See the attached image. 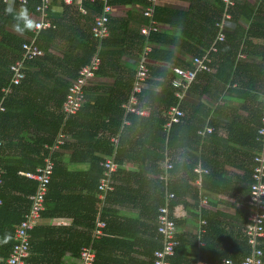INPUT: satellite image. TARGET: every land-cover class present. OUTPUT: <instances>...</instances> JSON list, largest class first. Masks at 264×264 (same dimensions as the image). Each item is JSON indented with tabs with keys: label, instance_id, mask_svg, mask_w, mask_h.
Returning <instances> with one entry per match:
<instances>
[{
	"label": "trees",
	"instance_id": "trees-1",
	"mask_svg": "<svg viewBox=\"0 0 264 264\" xmlns=\"http://www.w3.org/2000/svg\"><path fill=\"white\" fill-rule=\"evenodd\" d=\"M89 1L86 0L84 3L88 9L93 10L95 13H100L102 11L101 0H95L94 3ZM111 1L113 0H109L110 5L112 3ZM212 1L213 2H211L210 7L207 9V16L203 19V22L196 24L192 28L193 31L198 32L201 37L206 39L205 41L199 40L192 32L189 31H184L183 33L181 32V34L179 33L177 35L178 40L172 39V36L169 37V34H167L164 38L163 33L157 32L149 37L152 48L148 52V59L150 60L156 57L172 62L173 58L176 59V55L172 49L166 45L186 43L193 46V44H190V40L198 42L202 45L201 48L193 46L191 51L195 53H192L191 55L203 54L216 34L217 28L215 26V22L220 20L221 13L224 8V3L221 0ZM146 2L147 0H144V6H146ZM246 2L247 0H237L231 8L229 7L231 16L224 20V27L228 25L235 26L234 31L232 33L225 32V40L219 42L217 51L210 54L212 57L211 65L213 69L211 71H198L195 81H193L189 87L196 86L195 82L197 79L204 80V84H198V89L202 93H206L209 87L208 80L214 82L218 79L222 81V83L219 84V90L225 89L226 91L243 97L246 100L249 98L253 101L256 100L255 97L258 91H264V0H258V4L253 7L254 14L252 15V18L248 22L241 24L239 21V13ZM34 5V0H28L27 3H24V6L31 7L33 9ZM193 9L194 8L189 6L187 10L178 11L176 13L185 19L191 14H194ZM202 10L206 12L205 8H202ZM161 12L166 13L169 12V10L160 8L155 4L154 17L156 19H158L159 13ZM109 22L110 15H108V29ZM52 23L53 26L44 28L39 32L37 41L44 36L52 35L61 37L67 41L71 48L77 49L76 53L66 52L64 56L70 57L79 64L89 62L92 54L95 52L96 47L99 44L98 39L92 36L91 30H89V34L87 33L85 38H83V36L67 38L61 36V31L65 30L67 27L63 24L61 25L60 23ZM31 24L33 25V23L29 21L27 26H30ZM29 33L31 34V30ZM1 36L2 40H4L1 47L9 51L4 54L0 53V99H2V95L4 96L0 102L3 105V109L0 110V121L7 116L11 118V95L16 93L18 87H23L29 78L41 77L42 79H51L53 76L54 80L51 86L43 84L40 81L37 85V94L41 100L40 105L38 106L39 113L46 109L45 107L46 104L49 103V100L56 99L54 100L55 110H52L53 113L48 115L50 119H42L40 116H33V118L38 121L37 128L46 133L40 135L38 140L39 148L37 151V164L38 166L41 164L42 155L44 153H50L54 161L51 178L47 184V190L44 195L45 208L40 212L38 220L42 216L45 217L50 212H52V214L62 213L63 210H65L64 212L71 215L73 221H81L78 220L77 217L84 220V225L87 230L82 235H78L79 240L77 241L72 242L70 238H64L58 241L59 244L54 243L51 244L52 246L60 248L63 251H65V249H70L72 255L76 256L78 255L80 247L84 244H88L91 240L96 253L94 264H152L154 250L161 248L162 245L161 237L157 233L156 216L158 207L164 203V196L166 192H173L174 194V197L169 203L172 213L178 204H183L187 207L189 206V202L186 200V197L192 195L190 192L193 190H195L196 194V188L191 183L194 176L192 175L193 172L190 170L191 168H189L187 171L190 173H186V166H193L200 159L202 163H204V168L206 170L202 177L203 187L206 190H211L213 193L216 191H237L242 193L243 187L242 195L245 196L242 201V207L235 206V211L232 213L222 212L220 210L209 211L205 208L202 209V215L207 220L206 230L201 236L203 244H197V238L195 234H191L192 232L188 233L189 236H183V234L177 233L176 236L178 243L174 248V253L168 257L169 262L171 264H195L197 259H200L208 264H218L221 262L222 258H228L235 264H238L246 254L250 253L251 245L248 243L244 232L245 224L248 222L250 210L247 207H244V203L249 197L251 190L250 186L253 181L251 178V170L253 169V165L256 163L253 151L254 147H256L259 143L256 137L257 128L260 124L262 101L260 108L254 107V109L253 106H251L253 109L251 111L252 114L249 117L241 116L233 110L234 112H231V116L220 118L219 122L217 117H208L210 109H205V106L203 107V110L198 111V109L203 106V104H199L196 108H192L191 111L192 114L193 112H197L202 118L193 119L191 118V115L186 114L180 122H173L170 128L166 129L163 126L166 119V116L162 114L163 109L178 101V99L173 95V87L170 85V79L173 75V71L168 67L149 63V73L146 77L145 88H142L140 92L134 90V94L137 99L135 106L142 110L147 108L148 114L146 116L136 112L126 111L122 108V106H120V103L128 101L134 87L136 69H129L122 70L121 72H106L109 76L114 78L113 85L105 89V91H107V95L97 97V102H94V104H82L74 115H71L64 120L63 112L61 111V104L65 96L67 86L64 93L57 90V83L63 85L65 81L62 79L61 81L58 75H51L44 69L45 61H52V55L47 52L45 46L40 45L42 49H45H43V54L28 60V62L26 61L27 66L24 68V77L20 80V82L15 84L10 82L12 73L9 69V65L13 60L21 55V42L23 38L7 32L1 33ZM112 37L113 35L110 31L106 37L100 40V44L109 45L122 40L121 39L119 41L113 39ZM181 37L184 38L180 40ZM245 37L261 38L263 42L254 43L255 46H258L257 48H254V45H250ZM7 42L12 43V46L9 44L7 45ZM142 44H144V37L140 34L137 36V50H140ZM239 51L245 53V56H238ZM107 54H112L110 59H114L119 56L113 51H99L101 61L96 72L104 73L103 63H105V56ZM139 56L140 54L138 55L137 63ZM29 64L37 66L38 70L30 71L28 69ZM77 70L78 68L71 67L67 73H71V75L75 78ZM149 83L150 85L152 84L151 87ZM9 84L10 91L4 93L3 88L9 86ZM66 84L67 80L64 85ZM58 93L59 98L57 99L56 95ZM104 98L112 104V107L105 109L110 113V116L104 120L100 119V124H97L94 132L90 135H85L87 140L94 139L95 142L101 143L103 154H94L93 157L89 156L91 154L93 155L92 146L90 148L89 144H83L80 146L84 148L83 153L89 159L90 167L87 171H84L86 172L84 182L81 184L82 188L87 189L86 193H76V191L71 190L72 187H70V177L68 176L76 177L78 174L73 175L72 172L67 170V168L61 164L59 158L60 153L58 151L59 149L69 145L68 140L72 138L71 135L77 140H80L81 137L84 138L81 132H79V129H75L71 133L69 126L73 122L74 118L79 116L82 110H97L99 106L101 107V105H99V101ZM255 103L258 102L255 101ZM22 105L25 107L23 100ZM27 123H29V119ZM205 124L209 126L213 125V130L214 128L217 130V127L222 124V127H224L227 132V138L224 139L222 137H217L213 130L204 135L199 134L197 132L198 129L203 128ZM84 127L87 126L84 124L79 126V128L82 129ZM101 127L108 129L109 133L98 134L96 130ZM61 131L66 134L68 133V138H65L64 143L60 144L59 147L54 150H50L45 147V144L49 146L53 145L56 136ZM116 132H118V135ZM109 134H115L114 136H117L116 145L109 140ZM213 137L216 140H220V144L225 146V150L211 151L209 149L210 146L207 138L211 142ZM233 137L238 140L245 141L249 145L247 149H242L240 147V154L245 156L246 161L248 160L247 162L250 160L251 167L248 169L247 167L244 168L245 173L241 179H236L235 182L230 183L229 179L225 178L222 174L223 170H220L217 165H222L221 163L219 164L218 157L220 159L229 158V152L227 150L229 144L227 142ZM2 145L3 138H1L0 135V148ZM114 147H116L114 160L119 165L122 163L124 158L146 163L147 165L144 167V172L136 170L127 171L122 166L118 167L116 171L113 172L111 178L113 190L106 193V201L99 207L97 183L103 172V166L100 162L103 161L104 155L108 156L112 153ZM176 147L177 149L188 148V150L184 152L185 154L182 161L177 160L174 162L172 168L170 169V173H177L176 171L181 169L184 173H186V175L184 177L177 176L173 179H168L167 181L158 178L157 176L161 173V168L159 167L158 162L165 159L164 150L166 148L175 149ZM94 148L98 147L95 146ZM207 153L209 154L208 157ZM1 167L3 168V166ZM35 169L33 171H35ZM3 170L4 172L1 173L0 177V199L2 200L0 204V255L4 258L3 260L5 262L2 260L0 264L7 263L5 259L13 245V233L15 226L24 217L25 212H27L30 206L29 196L34 193L37 185L36 180L29 177L32 180H26L28 184L31 183L27 194H25L27 198H21L19 208L11 207V201L15 200L17 196L6 192L7 189H5V187L1 190V186H4L3 182L9 174L8 169L5 170V168H3ZM150 172L152 174L148 176L147 174ZM14 173H16V171H14ZM117 194H131L130 197L133 201H135L136 198H139L141 203L145 202L143 208H146L150 212L149 219L151 224L148 225L145 221H140V216L131 217L128 221L126 220V222H120V225H117L114 220L109 218V215L107 214V206L105 204L109 198L112 197V195L115 197ZM9 205L12 212L9 210ZM98 214L100 219L104 221L105 226L103 227L101 236L99 238L92 239L91 233L95 225V218ZM173 216L175 222L178 223L179 220L175 217L174 213ZM37 221L29 230L30 250L34 246L35 242H37V235L42 232L40 230V226L37 225ZM137 223H139L140 225L138 226L143 229L140 231V234H143L141 237L135 235L134 231H131V226L134 227ZM113 226L116 227L112 229L113 232L117 229L118 233L132 235L128 236L125 240H118V243H120L119 247L123 250L121 254H119L121 256H112L110 251L105 250L107 245H117L116 242H114L117 240L110 239L107 236V232H109ZM138 226L136 227V230L140 229ZM147 226L149 227L148 232L146 229ZM145 231L147 234H144ZM3 233L11 234V239L1 238ZM49 234L51 237L53 233ZM59 237L61 238L62 236L59 235ZM261 238H259V240ZM259 240L257 246L262 247ZM41 243L43 242H38V244ZM36 245L37 243L35 246ZM125 248L127 249L125 250ZM131 254L134 256H131ZM126 255L128 256L126 257ZM137 255L142 257H138ZM29 258L33 259L35 256L31 255L30 252V255L28 254L24 257V264H28ZM40 260L42 259L40 258ZM44 261H47L48 263L50 262L48 259H45ZM51 262H53L52 259Z\"/></svg>",
	"mask_w": 264,
	"mask_h": 264
},
{
	"label": "crops",
	"instance_id": "crops-1",
	"mask_svg": "<svg viewBox=\"0 0 264 264\" xmlns=\"http://www.w3.org/2000/svg\"><path fill=\"white\" fill-rule=\"evenodd\" d=\"M94 1L89 2L94 3ZM85 2L86 0L50 1L48 17L52 22L60 23L61 25L63 24L67 27L65 30L61 31L62 37L74 38L77 36H83V38H85L87 33L89 34L92 22V15L96 13L93 10L88 9L84 4ZM111 2V11L109 14V32L111 31L113 39L119 41L121 39L122 40L120 42H115L109 45H101L100 40H98L99 44L96 47L95 52L92 54L90 61L94 57H98L100 60L99 51L101 50L113 51L119 56L115 57L114 59H110L112 54H107L105 56V63H103L104 73L96 72L93 76L88 78L87 83L84 87L85 100L83 104H94V102H97V97L107 95V91H105V89L113 85L114 78L109 76L106 72H121L122 70L129 69L135 70L137 58L143 46L142 44L140 50H137L136 42L137 36L140 35L139 28L145 22H147V18H145L141 12V10L144 8V0H113ZM211 2L213 1L156 0V6L169 10V12L166 13H159L157 19L160 25L159 32L163 33L164 38L165 36H167V34H169V37L172 36V39L178 40L177 35L179 33L181 34V32L183 33L184 31H189L192 32L193 35L199 40L205 41L206 39L201 37L198 32L193 31L192 28L196 24L203 22V19H205V17L207 16V9L208 7H210ZM257 4L258 0H247V2L241 8V12L239 13V21L241 24L248 22L252 18V15L254 14L253 7H255ZM189 6H191V8H194V14H191L188 18L183 19V17H180V15L176 13L178 11L187 10ZM8 8H11L12 11H7ZM202 8H205L206 12L203 11ZM21 12H24L26 15L23 19L18 20L17 16ZM35 16L36 13L34 9L31 7L24 6V3H22L20 0H0V53L4 54L8 53L9 51L1 47L4 41L2 40L1 33L7 32L14 34L17 37L23 38V42L27 40V37H29V31L31 30L32 26V24L30 26H27V23L29 21L33 23ZM234 27L235 26L228 25L224 27V30L226 33H232L234 31ZM183 38L184 37H181L180 40H182ZM245 39L252 46L254 45V43L263 42L261 38L257 37H245ZM38 42L39 45L45 46L47 52H49L54 59H52V61H45L44 69L47 70L48 73H50L51 75H58L60 77V80L62 79L65 82L67 80L66 85H64L65 82L63 83V85L60 83H57L56 85L57 90L64 93L66 86L68 87L69 83L74 79L71 73H67L69 69L71 67L79 68V66L84 65L86 63L79 64L70 57L64 56L66 52L76 53L77 49L71 48V46L68 45L67 41L62 39L61 37H56L52 35L44 36L41 37ZM6 44L12 46V43L7 42ZM190 44H193V46L197 48L202 47V45L198 42H193L191 40ZM166 46L172 49V51L176 55V59L173 58L172 62H168L166 60H162L155 57L153 59H150L149 63L168 67L170 70H172L174 66H192L189 63L188 57L192 53H195L191 51L193 49V46H190L186 43H174L168 44ZM253 47L257 48L258 46L254 45ZM28 69L30 71H36L38 70V67L33 64H29ZM39 81L43 84L51 86L54 80L53 76L51 77V79H42L41 77L29 78L25 85H23V87H18L16 93L14 92L15 94L11 95V118L7 116L0 121V135L1 138H3V145L0 148V166H3L5 170H9V174L7 178H5L3 182L4 186H1V190H3L5 187V189H7L6 192L17 196L15 200L11 201V207L14 208H19V204L21 203L22 197H24V199L27 198L25 194H27L29 185L31 183L28 184L26 180L32 179L26 176L24 172L33 171L38 166V140L40 135L46 134L43 132V130L41 131L37 128L38 121L35 120L33 116H40L42 119H50L48 115H51L53 113L52 110H55L54 100L56 99H51L49 100V103L46 104V109L39 113L38 106L40 105L41 101L39 95L37 94V85ZM220 83H222V81L218 79H216L214 82L208 80V91L206 93H202L198 89V84H204V80L197 79V81L195 82L196 86L189 87L184 92L183 98L180 101V106H182L187 115H191V118L199 119L201 117L200 114H198L197 112H193L192 114L191 109L196 108L199 104H203V106L200 107L198 111L203 110V107L205 106V109H210L208 117H217L218 122L220 118L231 116V112H234L233 110H235V112H237V114L241 116L249 117L252 114L251 111L254 107H261L260 104L264 95V91H258L256 93L255 101H257L258 103H255V101L249 98L246 100L245 98L230 93L225 89L219 90ZM3 97L4 96L2 95V99ZM56 98H59V93L56 95ZM2 99H0V102L2 101ZM22 100L25 103V107H23L22 105ZM125 103L126 101L120 103V106H122L124 110H126L124 107ZM99 105H101V107L99 106L97 110H82L79 116L75 117L73 122L69 126V130L71 133L75 129H79V132H81L84 138L81 137L80 140H77L71 135L72 138L70 137L71 139L68 140L69 145L67 147L59 149L58 151L60 153L59 158L61 164L65 168H67V170L72 172L73 175L78 174V176L76 177L68 176L70 177V187H72L71 190L76 191V193H86L87 189L82 188L81 184L84 182V177L86 173L84 171H87V169L90 167L89 159L83 153L84 148L80 146L83 144H89V148L92 146L91 148L93 149V155L91 154L89 156L93 157L94 154H103V151L101 149V143L95 142L94 139L87 140V137H85V135H90L92 132H94L95 127H97V124H100V119L104 120L110 116V113L105 109L112 107V104L109 103L106 98H104L103 100L99 101ZM251 106H253V108H251ZM139 114L146 116L148 114L147 108H145L143 112ZM28 119L29 123H27ZM82 124L86 125L87 127H84L83 129L79 128V126ZM206 125L207 124H205L204 126ZM210 126L214 127L213 125ZM96 132H98V134L109 133L108 129H106L105 127L98 128ZM213 132L216 134L217 137H222L224 139L227 138V132L224 127H222V124L217 127V130H215L214 128ZM117 133L118 132H116V134ZM109 135L114 136L115 134ZM207 141L209 142V149L211 151L225 150V146L220 144V140H216L213 137L211 142L208 138ZM227 143L229 144V147L227 149L229 152V158L220 159L218 157L219 164L221 163L222 165L217 166L220 170H223L222 174L224 175V177L228 178L230 183H233L236 181V179L242 178L243 174L245 173L244 168L247 167L248 169L251 167L250 160L249 162H247L248 160L246 161L245 156L240 154V147L242 149H247L249 145L245 141L238 140L234 137L232 139H229ZM93 146H97L98 148H94ZM186 150H188V148H166L164 150L165 159L167 156H172V164H174V162H176L177 160L182 161L185 154L184 152ZM208 155L209 154L207 153V157ZM106 156L107 155H104V158ZM165 159L158 162V165L161 168L160 174L164 173ZM145 165L147 164L136 160H129L124 158L122 163L120 165L118 164L117 168L122 166L127 171L136 170L139 172H144ZM197 165H200L203 169H205L204 163H202V161L199 159L193 166H186L185 172L187 173V170L189 168L193 169ZM14 171H16V173H14ZM176 172L177 173H170L172 175L171 179L177 176L184 177L186 175V173H184V171L181 169L177 170ZM150 174L152 173L150 172L147 175L150 176ZM192 175L194 176L191 180V183L196 188V194L195 190L190 192V194L192 195L189 194L190 196L186 197V200L189 202V206L187 207L186 205L184 206L183 204H178L174 208L173 213L175 217H177V219L179 220V222L176 223L177 233L183 234V236H189L188 233L192 232L191 234H195L197 238V244L201 245L203 244L201 236L205 232L207 224L206 218L202 215V209L205 208L209 211L220 210L222 212L232 213L233 211H235V206L242 207V201L245 195H242L243 187L242 193L237 191H216L213 193L211 190H206L203 187L202 177L204 175V172L201 174L200 178H198L197 175L194 173ZM157 177L159 178V175ZM130 196L131 194H117L115 197L114 195H112V197L109 198V200L105 204L107 206V214L109 215V218L114 220L117 225H120V222H126V220L128 221V219L131 217L140 216V221H145L148 225L151 224V221L149 219L150 212L146 208H143L145 202L141 203L139 201V198H136V200L133 201ZM105 201L106 197L104 199V202ZM101 205L102 203L99 199V207ZM9 210L10 212H12L10 205ZM64 211L65 210H63L62 213L54 214L50 212L48 215H46L45 217L42 216L37 221V225L40 226V230L42 232L36 237L37 242H35V244L37 243V245L35 246L34 244V249L33 247L31 248V250L29 248V255L31 252V255L35 256V258H29L28 264H80L79 252L78 255L73 256L70 249H65V251H63L60 248H56L51 245L54 243L59 244L58 241L64 238H70L72 242L77 241L79 240L78 235H82L87 230L86 226L84 225V220H82L80 217H77V219L81 221H73L71 215L65 213ZM198 218L204 219L206 221L204 225V231L199 234L195 230L198 224ZM138 225L140 224L137 223L136 226H131V231H134L135 235L141 237V235L143 234H140V231H142L143 229H141L142 227ZM137 226L140 229L136 230ZM114 228L116 227L113 226L109 230V232H107V236L110 239L117 240L114 241L117 245H107L105 247V250L110 251V254L112 256H121L119 254H121L123 250L121 247H119L120 243H118V240H125L128 236L132 235H128L126 233H118L117 229L113 232L112 229ZM148 228L149 227L147 226V232L149 230ZM49 233H53L51 237ZM144 234H147L146 231L144 232ZM59 235H61L63 238H60ZM1 238L11 239V234L3 233ZM38 242L43 243L38 244ZM259 243L264 251V237L259 240ZM126 249L127 248H125V250ZM127 256L128 255H126V257ZM131 256L134 255L131 254ZM137 256L142 257L139 255ZM40 258L42 260H40ZM3 259L4 258H2V256L0 255V262ZM45 259L50 260V262L48 263L47 261H44ZM51 259L53 260V262H51ZM197 262L205 261L197 259L195 264H197Z\"/></svg>",
	"mask_w": 264,
	"mask_h": 264
},
{
	"label": "built area",
	"instance_id": "built-area-1",
	"mask_svg": "<svg viewBox=\"0 0 264 264\" xmlns=\"http://www.w3.org/2000/svg\"><path fill=\"white\" fill-rule=\"evenodd\" d=\"M22 3H27L28 0H20ZM34 11L36 16L31 26V34L27 37V40L21 44V55L13 60L9 69L11 70L10 82L18 83L24 77V68L27 66L26 61L33 59L36 56L43 54V49L40 47L37 39L39 32L47 27L53 26L52 21L48 17V10L50 8L51 0H34ZM94 1V0H90ZM103 2L102 11L92 15L91 22V34L94 38L101 40L109 33L108 29V15L111 11L109 0H101ZM224 3V8L221 13L220 20L215 22L216 34L213 40L210 42L208 48L203 54L190 55L188 57L192 66H174L172 68L173 75L170 79V85L173 87V95L178 99L176 103L170 104L163 113L166 116L163 124L164 128L169 129L173 122H180L186 115L185 110L180 106V101L183 98L184 92L189 88L190 84L195 81L198 71H211L213 69L211 62V53H214L218 49V43L225 40L224 20L231 16L230 8L235 4L237 0H221ZM156 0H147L146 6L141 10L143 16L147 18L140 28L139 32L144 37V44L140 51L138 63L135 70V81L132 94L124 107L126 111H132L136 113H142L143 110L135 106L137 102L134 90L140 92L142 88H145L146 77L149 73V59L148 52L151 50L149 37L160 30V25L157 19L154 17ZM230 7V8H229ZM84 11V10H83ZM238 56H245V53L238 52ZM100 64L98 57H94L90 62L79 66L77 75L69 83L64 99L61 104V111L63 112L64 120L69 116L75 114L80 106L83 104L84 87L88 78L93 76ZM4 93L10 91V84L3 88ZM3 109V105L0 103V110ZM213 130L212 126L206 125L202 129H198V133L204 135L206 132ZM67 134L59 132L56 136L53 145L49 146L45 144V147L50 150H54L64 143ZM258 145L254 147V159L255 164L251 170L252 183L250 186V194L248 199L244 203V207L250 210L248 216V222L245 224V235L248 243L251 245L250 253L246 254L240 263L238 264H263V249L258 245V240L264 237V95L262 97V108L260 113V124L257 128ZM110 141L116 145L117 136H110ZM106 156L100 164L103 166V172L97 183L98 194L97 197L103 204L106 197V193L113 190V184L111 178L113 172L117 169V162L114 160V152ZM172 160L170 156H167L164 162V173L159 175V178L167 181L171 179L170 169L172 168ZM54 161L50 153H44L42 155L41 164L35 169V171L24 172L28 177L36 180L37 185L34 193L30 198V206L25 212L24 217L15 226L13 233V245L6 257L7 264H24V257L29 254L30 241L29 230L36 223L40 217V212L45 208L44 195L47 190V184L51 178L53 171ZM191 171L200 178L203 172H206L200 165L195 166ZM4 172L0 166L1 173ZM1 181V179H0ZM174 197L173 192H167L164 196V203L158 207L157 212V233L161 237V248H157L153 252L152 264H171L168 257L174 253V248L178 243L177 239V227L176 222L173 219V213L170 210L169 203ZM2 200L0 199V204ZM206 221L198 218V224L196 232L199 234L204 231V225ZM105 223L100 219L99 214L95 218V225L92 229L91 238H99L103 232ZM96 257L95 249L92 241L86 245H82L79 249L80 264H94ZM197 264H207L205 262H197ZM218 264H235L231 259L222 258Z\"/></svg>",
	"mask_w": 264,
	"mask_h": 264
},
{
	"label": "clouds",
	"instance_id": "clouds-1",
	"mask_svg": "<svg viewBox=\"0 0 264 264\" xmlns=\"http://www.w3.org/2000/svg\"><path fill=\"white\" fill-rule=\"evenodd\" d=\"M7 11L11 12L12 9L11 8H8ZM25 13L24 12H21L18 16H17V19L20 20V19H23L25 17ZM159 32V31H158ZM64 99V98H63ZM74 115V114H73Z\"/></svg>",
	"mask_w": 264,
	"mask_h": 264
},
{
	"label": "rangeland",
	"instance_id": "rangeland-1",
	"mask_svg": "<svg viewBox=\"0 0 264 264\" xmlns=\"http://www.w3.org/2000/svg\"><path fill=\"white\" fill-rule=\"evenodd\" d=\"M166 193H167V192H166ZM166 193H165V194H166ZM159 206H160V205H159ZM156 217H157V216H156ZM156 221H157V220H156Z\"/></svg>",
	"mask_w": 264,
	"mask_h": 264
}]
</instances>
